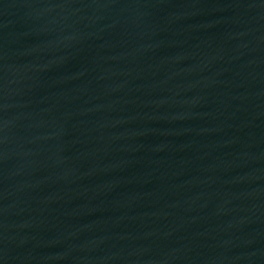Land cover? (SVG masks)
Masks as SVG:
<instances>
[{
	"label": "water",
	"instance_id": "1",
	"mask_svg": "<svg viewBox=\"0 0 264 264\" xmlns=\"http://www.w3.org/2000/svg\"><path fill=\"white\" fill-rule=\"evenodd\" d=\"M0 264H264V0H0Z\"/></svg>",
	"mask_w": 264,
	"mask_h": 264
}]
</instances>
